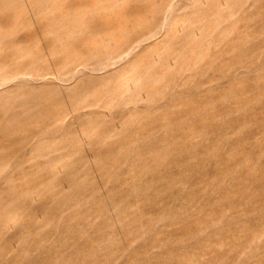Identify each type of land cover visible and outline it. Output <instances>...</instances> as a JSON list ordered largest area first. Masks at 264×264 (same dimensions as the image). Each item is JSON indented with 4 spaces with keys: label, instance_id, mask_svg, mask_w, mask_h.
<instances>
[{
    "label": "rangeland",
    "instance_id": "rangeland-1",
    "mask_svg": "<svg viewBox=\"0 0 264 264\" xmlns=\"http://www.w3.org/2000/svg\"><path fill=\"white\" fill-rule=\"evenodd\" d=\"M0 264H264V0H0Z\"/></svg>",
    "mask_w": 264,
    "mask_h": 264
},
{
    "label": "bare ground",
    "instance_id": "bare-ground-1",
    "mask_svg": "<svg viewBox=\"0 0 264 264\" xmlns=\"http://www.w3.org/2000/svg\"><path fill=\"white\" fill-rule=\"evenodd\" d=\"M169 8V7H168ZM112 66V65H111ZM75 78H77V77H75ZM88 106V105H87ZM120 110V109H119ZM74 117V116H73ZM87 134H89V133H87ZM213 158V157H212ZM61 166V165H60ZM62 166H63V164H62ZM56 170H57V168H55ZM156 263V262H155Z\"/></svg>",
    "mask_w": 264,
    "mask_h": 264
}]
</instances>
